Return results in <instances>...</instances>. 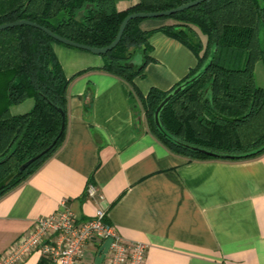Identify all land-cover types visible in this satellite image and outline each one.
I'll return each mask as SVG.
<instances>
[{
  "label": "crops",
  "instance_id": "0c3cea01",
  "mask_svg": "<svg viewBox=\"0 0 264 264\" xmlns=\"http://www.w3.org/2000/svg\"><path fill=\"white\" fill-rule=\"evenodd\" d=\"M137 3L116 6L125 11ZM149 45L151 61L134 80L144 97L152 88L170 91L198 66L190 48L162 31ZM53 50L67 78L85 72L68 88L62 147L0 198V256L67 201L83 221L107 210L121 236L147 244L145 264H264V154L226 161L173 153L153 133L133 86L102 70V56L58 43ZM142 63L140 53L136 66ZM90 184L102 201L87 196ZM23 264L52 263L34 252Z\"/></svg>",
  "mask_w": 264,
  "mask_h": 264
},
{
  "label": "trees",
  "instance_id": "16d2710c",
  "mask_svg": "<svg viewBox=\"0 0 264 264\" xmlns=\"http://www.w3.org/2000/svg\"><path fill=\"white\" fill-rule=\"evenodd\" d=\"M192 1L138 0L119 11L117 0H0V25L29 20L74 42L104 48L115 41L130 14L167 11ZM81 11L84 15L77 21ZM160 19L173 24L146 31L141 27L143 19L130 21L118 46L102 56V70L126 80L135 90L134 80L144 75L151 61L150 35L164 32L190 48L198 66L168 92L152 88L144 97L135 90L153 133L173 153L190 160L243 161L263 155L264 150L244 159H218L187 150L159 132L154 113L214 55L210 68L163 108L162 126L184 143L221 154L242 155L264 146V88L256 81L257 65L264 64V4L260 0H208ZM54 43L61 44L27 25L0 31V198L34 174L66 139L68 88L85 71L67 78ZM139 50L144 61L135 66L132 60ZM31 99L34 105L29 112H12ZM62 112L66 122L61 133ZM50 147L26 171H19Z\"/></svg>",
  "mask_w": 264,
  "mask_h": 264
},
{
  "label": "built area",
  "instance_id": "2783aa9c",
  "mask_svg": "<svg viewBox=\"0 0 264 264\" xmlns=\"http://www.w3.org/2000/svg\"><path fill=\"white\" fill-rule=\"evenodd\" d=\"M89 198L102 201L99 189L88 185ZM112 240L101 263L102 246ZM147 244L121 236L110 223L107 210L99 208L89 220H79L67 201L49 216L38 218L33 227L21 236L1 256L0 264H23L34 252H39L52 264H145Z\"/></svg>",
  "mask_w": 264,
  "mask_h": 264
},
{
  "label": "water",
  "instance_id": "95a60500",
  "mask_svg": "<svg viewBox=\"0 0 264 264\" xmlns=\"http://www.w3.org/2000/svg\"><path fill=\"white\" fill-rule=\"evenodd\" d=\"M208 0H194L192 2H189L187 4H184L178 8H174L171 10H167V11H161V12H140V13H133L130 14L129 16H127L125 18V20L122 22L119 33L115 39V41L113 43H111L110 45L104 47V48H95L92 46H88L85 44H81L78 42H74L72 40H69L67 38H64L58 34H56L55 32L49 30L48 28H45L44 26L29 21V20H20V21H16V22H11V23H5L0 25V31L1 30H5V29H10V28H14L17 26H23V25H27V26H31L37 29L42 30L43 32H45L46 34H48L51 38H53L55 41L67 46V47H71V48H75L78 50H82V51H86V52H90L94 55H98V56H104L105 54L113 51L118 44L120 43L123 34L126 30V27L128 25V23L134 19H150V18H163V17H169L171 15L180 13L182 11H185L187 9H190L192 7H196L204 2H206ZM92 6H87V8H91ZM84 15V11H81L79 13V15L76 17L77 21H80L82 19ZM140 54V53H139ZM143 57V55H142ZM213 57L214 55L211 56L210 60L205 64V66L194 76H192L190 79H188L184 84L178 86L172 93H170L162 102L161 104L157 107V109L155 110L154 113V120H155V125L158 128L159 132L167 139H169L170 141L174 142L175 144L179 145L182 148H185L187 150L196 152V153H200V154H205L208 156H212L218 159H244L253 155L258 154L259 152L264 150V146H262L261 148H259L258 150L246 153V154H242V155H229V154H221V153H216L210 150H206L203 148H199V147H195L192 145H189L187 143H184L176 138H174L172 135H170L162 126L161 122H160V113L163 110V108L174 98L176 97L185 87L189 86L190 84L194 83L198 78H200L212 65L213 63ZM138 60V53L136 54V56L134 57V59L132 60V64L133 65H137L136 61ZM144 61V58H143ZM142 65V64H141ZM63 114V124H62V130L61 133L63 132L64 128H65V122H66V116L65 114L62 112ZM51 149L48 148L47 150H45L44 152H42L41 154H39L38 156L28 160L26 163H24L23 165H21L19 167V171L20 172H24L26 171L34 162H36L38 159H40L43 155H45L46 153L49 152V150ZM1 190V188H0ZM112 243V240H108L107 242L104 243V245L102 246L100 252L104 251V253L102 254V256L97 258V263H101L105 253L108 251L110 244Z\"/></svg>",
  "mask_w": 264,
  "mask_h": 264
},
{
  "label": "rangeland",
  "instance_id": "374dc122",
  "mask_svg": "<svg viewBox=\"0 0 264 264\" xmlns=\"http://www.w3.org/2000/svg\"><path fill=\"white\" fill-rule=\"evenodd\" d=\"M262 4H264V0H260ZM164 19H160V18H150V19H143V21L141 22V26L142 28H149L150 26H153L155 24H157L158 22L163 21ZM172 21V20H171ZM261 37H262V41L264 39V28H261ZM205 42L206 39L204 38ZM141 52V50L138 51V54ZM257 83L258 86H262L264 87V67H262V64L259 63V68L257 70ZM34 105V101L28 100L25 103H23L22 105H18V107H14L13 108V113L16 114L17 113H21V114H25L27 112H29L32 107Z\"/></svg>",
  "mask_w": 264,
  "mask_h": 264
}]
</instances>
